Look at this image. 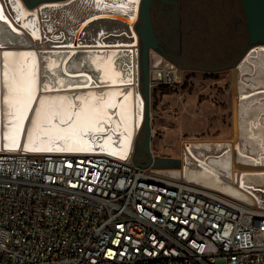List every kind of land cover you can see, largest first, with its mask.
<instances>
[{"label": "built area", "instance_id": "2783aa9c", "mask_svg": "<svg viewBox=\"0 0 264 264\" xmlns=\"http://www.w3.org/2000/svg\"><path fill=\"white\" fill-rule=\"evenodd\" d=\"M150 55L149 87L181 86ZM132 153L1 147L0 264H264V207Z\"/></svg>", "mask_w": 264, "mask_h": 264}, {"label": "bare ground", "instance_id": "6f19581e", "mask_svg": "<svg viewBox=\"0 0 264 264\" xmlns=\"http://www.w3.org/2000/svg\"><path fill=\"white\" fill-rule=\"evenodd\" d=\"M139 1L60 0L40 3L28 10L21 0H0V148L102 151L121 158L130 155L145 116L142 95L130 84L134 68L138 69V48L126 52L127 59L132 58L130 66L125 62V52H118L122 47L115 50L102 47L101 33L96 41H87L86 36H92L94 32L91 29L95 27L103 30L118 26L122 31L121 39L131 35L130 44L135 47L138 35L131 23L138 15ZM36 12H39L42 21L35 23L33 15ZM85 26L87 34L81 37V43H77L76 39ZM63 27L68 34L75 31L72 44L75 47L70 43L62 45L52 35L55 29ZM67 33L61 30L59 35L63 37ZM6 53L10 55L6 56ZM260 53L249 61L247 71H244L247 66L244 65L237 75L235 140L229 143L222 139H195L185 143L186 152L182 154L179 168L187 179L196 183L200 181L216 189L199 184L220 192L223 190L226 193H222L239 200L250 197L258 205L264 203V108L258 109L264 105V93L255 94L257 90H264L261 59L264 53L262 56ZM254 60L258 61L260 70ZM17 68L22 70V75L35 82L32 88L34 98L22 120L14 119V108L5 102L6 97L11 95L9 87L19 79L15 71ZM261 71L253 82L251 78ZM109 75L115 82L109 79ZM242 75L245 77L242 78ZM113 93L117 94L114 97L117 107L107 108L110 119L107 123L96 125L104 131L76 128L75 137H70L54 130L69 128L76 120L75 114L86 104L102 107V100H108ZM251 93L254 94L248 96ZM251 101L253 105L249 104ZM62 111L71 114V119L64 117V123H61ZM51 112L56 115L49 117ZM203 150L211 151L205 155ZM218 150L220 153L215 154ZM233 160L240 165L251 166L237 173V186L232 183L225 185L218 176L220 173L227 180L233 178Z\"/></svg>", "mask_w": 264, "mask_h": 264}, {"label": "rangeland", "instance_id": "374dc122", "mask_svg": "<svg viewBox=\"0 0 264 264\" xmlns=\"http://www.w3.org/2000/svg\"><path fill=\"white\" fill-rule=\"evenodd\" d=\"M182 7V21L176 30L170 19L163 23L162 16L155 17L156 31L162 39L167 34L164 44L175 57L161 55L154 49L149 51L154 60L167 59L180 70L181 86L150 87L148 105L150 152L153 157L178 159L180 165L177 168L181 166L185 143L195 139H222L229 143L235 140L238 75L235 65L249 39L240 0H231V3L229 0H184ZM137 17L131 25L139 22ZM261 59L264 65V56ZM253 63L260 70L258 61ZM243 69L247 71L249 66ZM261 73L251 80H257ZM249 104L253 105V102ZM143 128L144 125L135 136L133 150L140 162L146 160ZM210 151L203 150L205 155ZM219 153L218 150L215 154ZM232 166V179L227 180L220 173L218 176L225 185L237 186V173L251 166L240 165L235 160ZM241 201L253 203L250 197ZM260 206L264 207V203Z\"/></svg>", "mask_w": 264, "mask_h": 264}, {"label": "water", "instance_id": "95a60500", "mask_svg": "<svg viewBox=\"0 0 264 264\" xmlns=\"http://www.w3.org/2000/svg\"><path fill=\"white\" fill-rule=\"evenodd\" d=\"M24 7L28 10H32L40 3H54L59 2L60 0H21ZM152 0H140L138 6V15L139 22L136 25L135 31L138 33L140 48H138V65L141 74V87L140 89L136 88L138 92L141 93L144 108V145L143 150L146 154V160L140 162L136 160L135 153H132V160L135 164L139 166H147L152 164L155 168H177L180 165L178 159H169V158H159L153 157L150 148H149V138L151 136L149 124H148V105H149V81H150V71H149V62H150V49L159 48L158 41L155 37L152 23H151V14H150V4ZM241 8L245 17V27L248 33V43L243 49L240 60L235 65L237 73H240L241 68L244 65H249V61L256 57V53H264V0H240ZM74 33H67L66 36H63L64 43L67 45L70 43L71 46L74 42ZM82 31L78 35L76 42L81 43ZM80 37V38H79ZM61 41V40H59ZM124 43L123 41L120 43ZM90 43H86L89 45ZM84 45V44H83ZM123 50V49H120ZM256 93H264V90H257ZM254 93L249 94L252 96ZM236 100H238V95H236ZM134 152V151H133Z\"/></svg>", "mask_w": 264, "mask_h": 264}, {"label": "snow or ice", "instance_id": "6c2138e0", "mask_svg": "<svg viewBox=\"0 0 264 264\" xmlns=\"http://www.w3.org/2000/svg\"><path fill=\"white\" fill-rule=\"evenodd\" d=\"M2 18V17H0ZM10 55L8 53L5 54ZM16 73L19 76V79L14 81L13 84L9 87L6 84V87H9L10 96L6 97L5 102L14 108V119L22 120L25 117V113L29 109V105L31 104L34 96L32 92V88L34 86V80H31L24 75H22V70L17 68ZM5 78L7 79V73H5ZM109 79L114 78L112 75H109ZM117 95L113 93L110 95L108 100H102V107H93L90 104H86L80 112L75 114L76 120L72 126L67 129L55 128L54 130L57 133H63L64 135L75 137V129L83 128L84 130H88L89 128L92 131H104L103 128H97V123H107L110 117L108 116L106 109L107 108H115L117 105L114 103V97ZM93 99H96L93 97ZM43 103V102H42ZM56 113H49V117L55 116ZM61 123H64V117L67 116L71 119V114L66 111H62L60 113ZM51 123V119L48 120Z\"/></svg>", "mask_w": 264, "mask_h": 264}, {"label": "flooded vegetation", "instance_id": "af4514ba", "mask_svg": "<svg viewBox=\"0 0 264 264\" xmlns=\"http://www.w3.org/2000/svg\"><path fill=\"white\" fill-rule=\"evenodd\" d=\"M183 2H184V0H152V2L150 4L151 23H152V27H153L155 37H156V39L158 41V45H159V48H156L154 50L161 55H164L167 57H175L174 52L168 50V48L164 44L165 41H167V39H168L167 34H166V38L164 37V39H162V37L157 33V31H156L157 30V24L155 21V17L158 15L162 16L163 23H165L166 20L170 19V24H171V26H173V30H176L178 24L182 21L181 13H182V9H183V7H182ZM229 2L231 3V0H229ZM137 16H138L137 18L139 19V15H137ZM243 16H244V14H243ZM108 19L116 20L114 18H108ZM244 19H245V17H244ZM94 20H96V19H94ZM93 21H91V22H93ZM136 25H134V28H136ZM86 27L87 26H85L82 30V34H81L82 37H84V35L87 34ZM117 27H107L103 30L100 27H95V28L91 29V31L94 32L93 35L90 37L86 36V40L87 41H96L97 35L99 33H101V37H103L102 40L104 42V45L102 47H104L106 49H113V50H115L116 48L122 47L123 50L119 49L118 52L123 51V52H125L124 55L126 56V52H128V53L131 52L130 51L131 48L136 49V47L138 46V43L140 41H139V38L137 37V45L135 47L131 46L130 43L132 41H130V40H131L132 36L130 35L131 38L128 36L127 38L121 39L120 34H122V31H120L119 27L118 28ZM172 38L170 41H172ZM59 40H61L62 43H64L62 36H59ZM127 40H129V41H127ZM122 41L124 43H126L127 45L126 44H124V45L120 44ZM125 62L127 65L129 64L130 66H132V64H133L132 58H131V60H128L127 56H126ZM138 75H139L138 76L139 77V85L141 87L139 65H138Z\"/></svg>", "mask_w": 264, "mask_h": 264}, {"label": "crops", "instance_id": "0c3cea01", "mask_svg": "<svg viewBox=\"0 0 264 264\" xmlns=\"http://www.w3.org/2000/svg\"><path fill=\"white\" fill-rule=\"evenodd\" d=\"M47 8H48V7H47ZM47 8H46V9H47ZM38 13H39V12H36V13L33 15V19H36L35 23H36L37 21H38V22L42 21V20H41V17H39V15H38ZM39 18H40V20H39ZM33 19H32V20H33ZM61 30H63V33H65V32L67 33V31H66V29H65L64 27H63ZM61 30H56V29H55V30L53 31L52 35H53L55 38H58V39H59V36H60V35H59V32H60ZM48 34H50V33H48ZM61 42H62V41H60V43H61ZM58 43H59V42H58ZM62 45H63V44H62ZM65 46H66V45H65ZM64 49H67V48H64ZM13 52L16 53V51H13ZM36 64H37V63H36ZM1 74H2V73H1ZM37 86H38V83H37Z\"/></svg>", "mask_w": 264, "mask_h": 264}]
</instances>
